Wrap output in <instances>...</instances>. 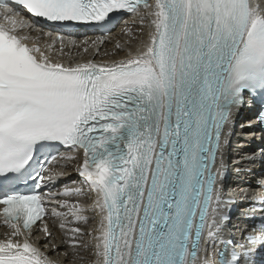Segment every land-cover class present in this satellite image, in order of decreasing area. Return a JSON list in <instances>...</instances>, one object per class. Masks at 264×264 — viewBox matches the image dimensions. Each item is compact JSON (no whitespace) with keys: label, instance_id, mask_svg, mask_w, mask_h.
Returning a JSON list of instances; mask_svg holds the SVG:
<instances>
[{"label":"snow or ice","instance_id":"snow-or-ice-1","mask_svg":"<svg viewBox=\"0 0 264 264\" xmlns=\"http://www.w3.org/2000/svg\"><path fill=\"white\" fill-rule=\"evenodd\" d=\"M16 3L62 27L128 13L148 32L124 59L65 64L49 52L54 40L30 44L19 34L28 22L0 3L12 25L0 24V223L8 229L0 264H57L33 240L34 229L52 236L46 217L91 264H264V227L246 235L250 246L238 251L231 240L209 256L223 231L221 206L231 202L218 184L231 111L248 95L264 104V0ZM257 115L264 123V109ZM50 143L79 154V186L43 192L59 174L42 166L33 176L29 166ZM29 181L37 191H18ZM89 208L98 222L85 242L79 225L90 223Z\"/></svg>","mask_w":264,"mask_h":264},{"label":"bare ground","instance_id":"bare-ground-1","mask_svg":"<svg viewBox=\"0 0 264 264\" xmlns=\"http://www.w3.org/2000/svg\"><path fill=\"white\" fill-rule=\"evenodd\" d=\"M130 18L123 19L120 23H124L125 21H128ZM133 20V21H132ZM137 20V22H135ZM132 22L127 24V28L131 29V33L128 34L125 32V34L128 35V37H131L129 41L131 40V43H127V48L129 47L133 50L138 49L143 40L147 39V32H148V24L145 22L144 25H141L139 20L134 17L131 18ZM131 24H136L132 25ZM143 27L144 31L141 32L140 29ZM134 32L137 34L136 37H134ZM114 35V40L111 41V43H107L106 47H103L101 51H99L98 54L92 56L88 55L84 57V59L87 60H93V61H101V62H110L111 60H117L122 57H126L125 55L127 52L121 51L117 49V41H126L127 36L117 34L116 31L113 32ZM125 50V49H124ZM244 120H249L250 115L249 114H242L241 115ZM241 116L237 115L236 113L233 114V119H239ZM232 133L230 134V139L228 142V147H227V163H228V174L230 176V179L226 184H224V188H227L228 186L230 187V190L234 193L237 194L239 197L241 194L240 191L242 192L244 190V186L242 182L244 180L249 179L253 191L255 190H260L261 186H259L256 182L257 180L262 179V163L261 161L258 160L257 154H255L256 149H252L251 147H248V144L253 142V139L251 138V134L256 131L255 127H242V121H239L238 125L235 126L234 128L232 127L231 129ZM70 155H75L77 158L75 160H69L70 162H67V159H60L58 163L55 164V168H60L63 167V174L58 175V182H60L59 187H55L56 193H61L65 188H73L76 186H79L83 180L82 177L79 176L77 172V167L80 162V156L79 154L75 152H67L64 157L70 156ZM249 158V159H248ZM54 170V169H53ZM239 170V175H236V171ZM250 194V193H249ZM94 197L91 199H88L85 201L86 206L91 205L92 200ZM255 207V204L251 203L250 201L240 203V219L238 220H233L230 222L231 226L229 225L228 228H223V231L221 232V235L219 237L222 238L224 237V232L230 233V237H237L240 230L239 226H235V224L238 222L242 226L246 224V222L242 219L243 215H245L249 209ZM246 208V209H245ZM63 211V209H60ZM246 211V212H245ZM88 215L90 223L88 224H81L79 225L84 229V235L82 237L83 241L85 242H90L91 237L87 234L89 232H92L93 229L97 227V222H98V216H96L91 208H89V211L86 213ZM49 222L51 224V231H52V236L50 238H46L44 234L41 236L39 240H34V242H37L41 244L42 250L46 251L51 255V258L55 261H57V264H91V260L89 259L90 253L80 251V255L84 257L83 260H79L76 258L75 251L72 244L69 242V238L64 235V232L59 229L58 227V221L55 218L48 217ZM255 221V220H254ZM254 224V223H252ZM87 229H89L87 231ZM8 231L2 230L0 232V238L4 236V233ZM233 235V236H232ZM45 239H49L51 242L48 244H44L43 242ZM55 244L57 246L58 251H53L52 249V244Z\"/></svg>","mask_w":264,"mask_h":264},{"label":"rangeland","instance_id":"rangeland-1","mask_svg":"<svg viewBox=\"0 0 264 264\" xmlns=\"http://www.w3.org/2000/svg\"><path fill=\"white\" fill-rule=\"evenodd\" d=\"M134 25H136V24H134ZM137 26V25H136ZM134 35H136L137 36V34H135V32H134ZM89 229H87V231H88Z\"/></svg>","mask_w":264,"mask_h":264}]
</instances>
